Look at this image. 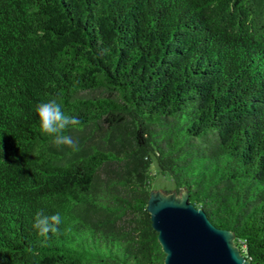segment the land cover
Returning a JSON list of instances; mask_svg holds the SVG:
<instances>
[{
    "label": "trees",
    "instance_id": "16d2710c",
    "mask_svg": "<svg viewBox=\"0 0 264 264\" xmlns=\"http://www.w3.org/2000/svg\"><path fill=\"white\" fill-rule=\"evenodd\" d=\"M153 159L264 264V0H0V264H163Z\"/></svg>",
    "mask_w": 264,
    "mask_h": 264
},
{
    "label": "water",
    "instance_id": "95a60500",
    "mask_svg": "<svg viewBox=\"0 0 264 264\" xmlns=\"http://www.w3.org/2000/svg\"><path fill=\"white\" fill-rule=\"evenodd\" d=\"M163 264H251L234 244V234L216 227L188 193L151 191L146 203Z\"/></svg>",
    "mask_w": 264,
    "mask_h": 264
},
{
    "label": "clouds",
    "instance_id": "9594fccd",
    "mask_svg": "<svg viewBox=\"0 0 264 264\" xmlns=\"http://www.w3.org/2000/svg\"><path fill=\"white\" fill-rule=\"evenodd\" d=\"M35 113L42 133L51 137V142L56 146H65L71 151H79V143L74 140L66 130L77 124V118L69 115L63 109L58 98H49L35 106ZM62 223L60 212L51 215L37 211L33 218V228L38 235L47 238V234L58 231V226Z\"/></svg>",
    "mask_w": 264,
    "mask_h": 264
},
{
    "label": "rangeland",
    "instance_id": "374dc122",
    "mask_svg": "<svg viewBox=\"0 0 264 264\" xmlns=\"http://www.w3.org/2000/svg\"><path fill=\"white\" fill-rule=\"evenodd\" d=\"M150 173L152 177L150 179V187L151 191H161L165 192H172L173 191V182L167 174H161L157 168L156 162L153 159L149 167Z\"/></svg>",
    "mask_w": 264,
    "mask_h": 264
}]
</instances>
